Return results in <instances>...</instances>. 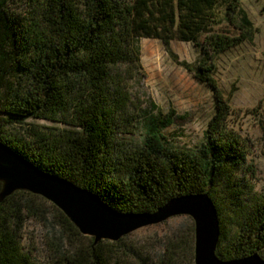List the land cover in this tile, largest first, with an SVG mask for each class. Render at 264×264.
Segmentation results:
<instances>
[{
  "label": "trees",
  "instance_id": "trees-1",
  "mask_svg": "<svg viewBox=\"0 0 264 264\" xmlns=\"http://www.w3.org/2000/svg\"><path fill=\"white\" fill-rule=\"evenodd\" d=\"M142 39L199 54L180 64L214 107L192 149L173 143L174 110L137 106L130 83L142 76ZM253 39L241 0H0V142L120 213L206 194L220 224L217 256L264 260V192L242 175L245 139L229 127L214 62ZM28 222L49 228L41 262L23 245ZM186 227L150 259L131 236L95 244L56 206L18 191L0 203V264H194L192 219Z\"/></svg>",
  "mask_w": 264,
  "mask_h": 264
},
{
  "label": "rangeland",
  "instance_id": "rangeland-1",
  "mask_svg": "<svg viewBox=\"0 0 264 264\" xmlns=\"http://www.w3.org/2000/svg\"><path fill=\"white\" fill-rule=\"evenodd\" d=\"M241 1L253 24L254 39L217 57L215 80L233 111L230 129L245 139L247 154L242 175L260 193L264 192V0ZM139 45L142 76L130 83L138 99L137 106L147 108L154 103L166 113L174 110L178 119L170 129L173 143L179 148L192 149L201 141L214 107L210 90L180 64L196 65L198 52L193 45L179 41L172 42L169 48L154 39H142ZM189 218L175 217L127 236L144 246L150 259H155L161 242L185 230ZM48 234V227L35 222H28L23 231V245L40 262L46 253L44 243ZM185 262L189 264L188 260Z\"/></svg>",
  "mask_w": 264,
  "mask_h": 264
},
{
  "label": "water",
  "instance_id": "water-1",
  "mask_svg": "<svg viewBox=\"0 0 264 264\" xmlns=\"http://www.w3.org/2000/svg\"><path fill=\"white\" fill-rule=\"evenodd\" d=\"M18 191L49 201L95 244L116 242L142 228L188 216L194 222V264H264L258 254L230 261L217 256L220 224L215 205L206 194L172 198L154 213H120L93 192L45 173L0 142V203Z\"/></svg>",
  "mask_w": 264,
  "mask_h": 264
}]
</instances>
